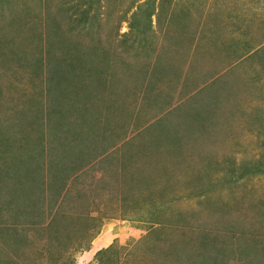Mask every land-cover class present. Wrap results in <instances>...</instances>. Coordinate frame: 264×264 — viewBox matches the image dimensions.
<instances>
[{
  "label": "rangeland",
  "instance_id": "rangeland-1",
  "mask_svg": "<svg viewBox=\"0 0 264 264\" xmlns=\"http://www.w3.org/2000/svg\"><path fill=\"white\" fill-rule=\"evenodd\" d=\"M0 264H264V0H0Z\"/></svg>",
  "mask_w": 264,
  "mask_h": 264
}]
</instances>
